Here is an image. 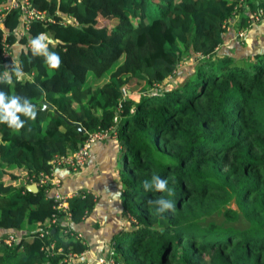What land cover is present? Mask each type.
Wrapping results in <instances>:
<instances>
[{
    "label": "trees",
    "instance_id": "1",
    "mask_svg": "<svg viewBox=\"0 0 264 264\" xmlns=\"http://www.w3.org/2000/svg\"><path fill=\"white\" fill-rule=\"evenodd\" d=\"M30 1L45 21H31L20 35V13L11 9L0 28V91L29 100L37 113L35 120L21 114L19 130L0 123V235L20 237L0 244V264H74L89 250L79 229L101 195L70 188L80 193L62 210L52 194L22 182L49 172L54 155L98 130L108 136L91 145L90 163L96 152L94 173L111 183L109 223L96 225L98 238L112 232L106 259L113 251L115 264H264V0ZM101 4L109 25L101 24ZM40 33L61 41L48 49L59 68L32 54ZM82 49L114 59L94 73L87 59L70 62ZM52 80L58 89L48 88ZM153 175L167 181L165 191ZM159 198L173 209L159 212Z\"/></svg>",
    "mask_w": 264,
    "mask_h": 264
},
{
    "label": "built area",
    "instance_id": "2",
    "mask_svg": "<svg viewBox=\"0 0 264 264\" xmlns=\"http://www.w3.org/2000/svg\"><path fill=\"white\" fill-rule=\"evenodd\" d=\"M11 9L18 10L20 13L21 23L20 27L18 28V33L20 35H23L29 29V24L31 21L42 22L46 20L45 11H42L33 6L30 0H7L0 6V28L4 27L3 16L5 15L6 11H9ZM259 20V15H257L254 21ZM68 21H72V19L69 16H66L64 23H67ZM3 46V56L7 60L8 65L12 67H17L18 61L12 54L10 46L7 43H4ZM107 136V132H102L100 130L87 133L86 139L76 150H73L71 153L68 154H56L53 156V158L50 160L51 167L49 172H39L36 175L26 176L22 184H25L26 186H28L29 184H35L38 189L42 188L45 194H52V197H54L57 202L56 207L58 209L67 210V199L78 195L80 192L76 190L68 192L66 194L61 193L60 187L62 185V177L60 174H58V170L62 169L67 174H69L71 172H76L80 168L90 164L91 145L99 140L106 138ZM53 221L54 219H52V222ZM46 227V229L40 232L41 237L48 234V224L46 225ZM19 240V235L14 232H10L5 235H0V244L6 243L8 246H11L15 243H18ZM112 255L113 251H109L107 259L104 256L97 257L95 259V264H115ZM71 257L73 258V256ZM71 257L69 256L68 258H65L64 261L68 259V262H70Z\"/></svg>",
    "mask_w": 264,
    "mask_h": 264
},
{
    "label": "crops",
    "instance_id": "3",
    "mask_svg": "<svg viewBox=\"0 0 264 264\" xmlns=\"http://www.w3.org/2000/svg\"><path fill=\"white\" fill-rule=\"evenodd\" d=\"M94 156H96V152L94 153ZM94 156L93 160H95ZM93 160H91V163L88 164L85 168H83L82 170H78V172L76 171L67 174L62 169L58 170V174L62 175V185L60 187V190L62 192L64 190L63 193L66 194L70 192V188L90 187L94 190H91L90 188L88 189H90L93 194L96 195V198H99L100 195L102 198V200L98 201L96 208L93 209L92 215L87 217V220L82 223V227L79 229V235L84 234L87 237V241H90V251H87V258H84V256L77 258L74 264H90V254H94L96 252L98 254L100 253V256H103L104 243L112 234L111 231L106 233L102 232V236H100L101 238H98L100 230L96 225H98L99 227H103L106 226L107 223H109L108 218H110V212L108 211V205H110L111 202L107 200L105 195H108L107 190L111 183H109V180L103 179L101 173L95 175L94 171H96L97 166ZM119 193L120 189L119 185H117L116 194L111 193L112 199H115L117 203L119 202L120 198Z\"/></svg>",
    "mask_w": 264,
    "mask_h": 264
},
{
    "label": "clouds",
    "instance_id": "4",
    "mask_svg": "<svg viewBox=\"0 0 264 264\" xmlns=\"http://www.w3.org/2000/svg\"><path fill=\"white\" fill-rule=\"evenodd\" d=\"M61 41L52 40L45 33L38 34L34 39L30 41L31 51L33 55H41L45 58V63L51 67L52 69H57L60 66V58L59 55L55 52L48 51L49 44H59ZM15 76L19 79L23 76V73L19 69V67L14 69ZM5 77L7 79L3 82L12 83V77L8 71L4 72ZM18 96H9L6 95L5 92L0 91V123H6L9 128H14L19 130L24 127L25 121L20 119V115H24L29 120H35L36 118V107L29 100H26L23 104L19 103ZM153 182L155 183V189L157 191H165L167 187L166 180H160L157 176L153 175ZM143 187L146 189L148 187L147 181H144ZM172 194L171 192L169 193ZM148 203H153V201H148ZM154 203L160 204L162 207L159 212H163L164 210L173 209L174 204L172 201L159 198L154 201Z\"/></svg>",
    "mask_w": 264,
    "mask_h": 264
},
{
    "label": "rangeland",
    "instance_id": "5",
    "mask_svg": "<svg viewBox=\"0 0 264 264\" xmlns=\"http://www.w3.org/2000/svg\"><path fill=\"white\" fill-rule=\"evenodd\" d=\"M101 12L103 13V16H102V21H101V24H104L106 23L107 25H109L110 23L112 22H109V20L107 21V16L110 15V9L107 5L105 4H101ZM106 17V18H105ZM237 21H240V17L237 16L236 17ZM236 21V20H235ZM236 21V22H237ZM254 22H257V21H254ZM258 23V22H257ZM48 37H50L49 34H47ZM51 38V37H50ZM17 46V45H16ZM52 47H53V44H49L48 45V49L52 50ZM128 48L131 50V45L128 46ZM20 49V48H19ZM147 49H151V45H148L146 46L145 50ZM83 50V51H82ZM78 54H71L70 55V62L72 61H77V60H80V59H87V61H89V63L91 62V67H92V71L94 73H99L105 69H107L109 67V65L111 64V62L113 61L114 59V55L112 54L111 51H107L105 52L104 54L96 57V58H93L90 53L88 51H86L85 49H82ZM17 52V50H16ZM88 52V53H87ZM200 52H197L196 55H199ZM15 57V56H14ZM195 57L194 56H188L187 59L185 60V62L182 64L185 65V68L186 69H190L192 67V63L194 62ZM181 69V68H179ZM182 70V69H181ZM183 71V70H182ZM180 72V71H179ZM184 72V71H183ZM187 72H185L184 74L186 75ZM101 79V78H100ZM60 86H59V83H57L56 81L52 80L48 83V88L49 89H58ZM118 160H121V154L119 153L118 154ZM62 177V175H61ZM128 222V221H127ZM90 251V250H89ZM87 251L85 252V255L84 258H87ZM91 256V263L90 264H95V259L97 257L100 256V253L98 254L97 252L94 253V254H90ZM80 258V257H79ZM89 258V257H88Z\"/></svg>",
    "mask_w": 264,
    "mask_h": 264
},
{
    "label": "water",
    "instance_id": "6",
    "mask_svg": "<svg viewBox=\"0 0 264 264\" xmlns=\"http://www.w3.org/2000/svg\"><path fill=\"white\" fill-rule=\"evenodd\" d=\"M47 106H49L48 103H47V102H44L42 108H46ZM49 107L52 108V106H49ZM80 129H81L82 131H84L83 128H80ZM27 189H28L29 191H31V192H37V191H38V188L36 187L35 184H29V185L27 186Z\"/></svg>",
    "mask_w": 264,
    "mask_h": 264
}]
</instances>
